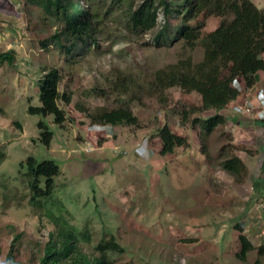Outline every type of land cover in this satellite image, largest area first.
I'll return each mask as SVG.
<instances>
[{
  "label": "rangeland",
  "instance_id": "374dc122",
  "mask_svg": "<svg viewBox=\"0 0 264 264\" xmlns=\"http://www.w3.org/2000/svg\"><path fill=\"white\" fill-rule=\"evenodd\" d=\"M147 1L86 0L100 15L97 42H79L68 52L69 42L63 39L62 47L53 39L59 25L44 8L0 0V53L14 55L13 64L0 60V264L11 250L17 261L38 264L51 235L59 244L65 240L60 232L72 233L90 257L100 256L96 247L114 237L121 250L103 253L109 264H264V189H254L263 156L259 152L255 163L250 158L263 148L262 136L255 146L252 135L229 122L206 135L194 121L216 112L202 110L197 92L155 86L159 70L198 64L204 49L175 39L184 0H152L156 26L133 29L131 12ZM251 1L264 8V0ZM221 21L208 17L202 33ZM51 68L59 70V90L71 101L58 102L63 126L44 119L54 133L47 147L37 127L43 118L28 108L40 106L39 84ZM101 108L131 110L138 125H108L109 141L91 136L87 130L102 125L91 124L90 116ZM228 110L220 112L232 114ZM163 126L187 140L167 156L159 154ZM232 155L245 161L242 182L221 167ZM29 157L60 169L53 193L38 204L30 202L21 166ZM237 225L256 248L244 261L237 257Z\"/></svg>",
  "mask_w": 264,
  "mask_h": 264
},
{
  "label": "trees",
  "instance_id": "16d2710c",
  "mask_svg": "<svg viewBox=\"0 0 264 264\" xmlns=\"http://www.w3.org/2000/svg\"><path fill=\"white\" fill-rule=\"evenodd\" d=\"M84 2L82 8L80 2ZM142 3L131 12L130 23L133 29L146 32L157 24V11L153 5ZM28 3L44 8L47 14L55 17L59 28L53 39L70 43L71 48L77 43L97 42L101 19L97 10L86 4V0H27ZM166 12L169 13L168 3L163 2ZM181 20L175 30V39L183 40L189 47H195L199 43L204 49L203 60L195 65L171 66L168 70H159L156 74L155 86L165 89L178 86L184 92H197L201 96L202 110H214L216 113L206 119L196 118L194 123L199 125L206 135L211 134L215 128L225 124L227 117L220 111L236 101L242 94L233 82L237 77L245 80L247 88L254 86L256 74L264 72V8L257 7L251 0H184L183 6L178 12ZM210 16L221 17L219 26L207 34L202 33L205 20ZM231 17V19H228ZM163 32V31H162ZM0 60L13 64L12 52L0 53ZM45 75L39 84L40 106H29L31 115L42 117L38 124L40 141L47 147L51 145L54 133L49 124L44 120L49 116L58 126H63L66 117L60 108V100L70 103L71 96L61 93L59 86L61 74L58 69L44 70ZM93 125L111 126H137L138 118L131 110L99 109L96 114L90 116ZM260 123L264 124V121ZM161 148L159 154L167 156L173 154L177 148L187 144L185 137L174 133L169 126L159 128L157 133ZM4 160L0 152V162ZM27 168L28 186L30 189L31 204H38L48 198L54 191V178L59 175V166L54 161L38 163L29 157L21 164ZM221 167L233 176L238 182H242L247 169L243 161L236 155L226 157ZM261 181L254 183V189H258ZM1 187V183H0ZM240 231L238 237L240 251L237 257L246 260L248 253L256 248L250 239L244 234L243 227L237 225ZM65 240L59 244L53 240L46 244L43 254L39 257L38 264H109L103 254L106 250H121L118 243L111 236L109 240L102 241L96 251L100 256L90 257L83 253L76 243V237L72 234L60 232ZM264 247L259 248V252ZM4 264H23L16 260L14 251L7 254Z\"/></svg>",
  "mask_w": 264,
  "mask_h": 264
},
{
  "label": "crops",
  "instance_id": "0c3cea01",
  "mask_svg": "<svg viewBox=\"0 0 264 264\" xmlns=\"http://www.w3.org/2000/svg\"><path fill=\"white\" fill-rule=\"evenodd\" d=\"M263 82H264V72H259V73H257L256 74V81H255V84H254V86L253 87H251V88H248L249 90L248 91H246V92H244L243 94H242V97H239L236 101H234V102H232L228 107H229V109L231 110V111H229L228 110V112H230V113H232V114H230V115H226V112L227 111H225L224 113L222 112V114L223 115H225L226 117H227V122H229V123H235V125L236 126H234V127H240L239 129H241V130H243V133H249L250 134V136L252 135V137H250V138H248V139H252V141H254V143L253 144H255V146L257 145H259V143H255V141L257 140V138H260L261 136V141H262V146L264 145V124L263 123H260L261 121H253V124L252 125H247V126H243L242 124H244V123H242L241 121H240V119L241 118H245V116H242V115H239V114H236L233 110H232V107H233V105L234 104H236V103H240V102H242L244 99H245V97H247V96H252V100L253 101H255L256 102V93H257V90H258V88L263 84ZM227 107V108H228ZM221 113V112H220ZM238 124V125H237ZM233 127V128H234ZM236 133H239V130L238 131H236ZM257 137V138H256ZM237 140V139H236ZM240 139H238L237 141H239ZM261 144V143H260ZM261 146V145H260ZM255 150H254V153L252 152V155L250 156V158H251V162H254L255 163V159H256V157H258V153L260 152V154H262V156L263 157H261L262 159H261V161H260V175H258V176H256V178H255V180H254V183L256 182V181H261V183L262 184H264V151H263V149H264V146H263V148L260 150V147H258V148H254ZM258 149H259V151H258ZM256 151V152H255ZM240 159H242L241 158V156L239 155L238 156ZM243 160V159H242ZM244 161V160H243ZM244 163H245V161H244ZM260 188H262V189H264V185H261L259 188H258V191H262V189H260Z\"/></svg>",
  "mask_w": 264,
  "mask_h": 264
},
{
  "label": "built area",
  "instance_id": "2783aa9c",
  "mask_svg": "<svg viewBox=\"0 0 264 264\" xmlns=\"http://www.w3.org/2000/svg\"><path fill=\"white\" fill-rule=\"evenodd\" d=\"M234 86L241 91L246 90L245 80L242 77H237L234 82ZM244 93V92H243ZM256 102L250 98H246L240 103H236L232 108L236 114L246 116L254 121H264V82L258 88L256 93ZM91 136H95L98 139L105 138L107 141L112 139V130L108 125H102L99 127H92L87 130ZM92 142H87V149L93 148ZM264 234V231H263Z\"/></svg>",
  "mask_w": 264,
  "mask_h": 264
}]
</instances>
